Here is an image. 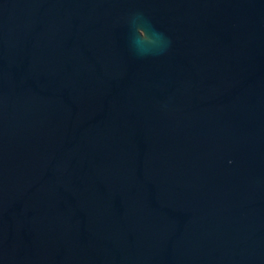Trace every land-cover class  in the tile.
<instances>
[{
  "label": "water",
  "instance_id": "water-1",
  "mask_svg": "<svg viewBox=\"0 0 264 264\" xmlns=\"http://www.w3.org/2000/svg\"><path fill=\"white\" fill-rule=\"evenodd\" d=\"M0 264H264V0H0Z\"/></svg>",
  "mask_w": 264,
  "mask_h": 264
}]
</instances>
